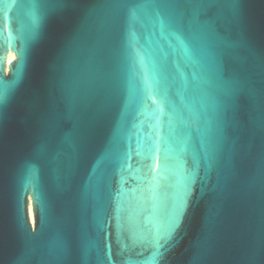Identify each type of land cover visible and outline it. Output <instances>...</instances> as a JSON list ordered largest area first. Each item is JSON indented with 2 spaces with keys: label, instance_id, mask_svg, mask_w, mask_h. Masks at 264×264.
<instances>
[{
  "label": "water",
  "instance_id": "water-1",
  "mask_svg": "<svg viewBox=\"0 0 264 264\" xmlns=\"http://www.w3.org/2000/svg\"><path fill=\"white\" fill-rule=\"evenodd\" d=\"M0 94V264L264 261V0H0Z\"/></svg>",
  "mask_w": 264,
  "mask_h": 264
},
{
  "label": "snow or ice",
  "instance_id": "snow-or-ice-1",
  "mask_svg": "<svg viewBox=\"0 0 264 264\" xmlns=\"http://www.w3.org/2000/svg\"><path fill=\"white\" fill-rule=\"evenodd\" d=\"M2 100H3V95L0 94V102H2ZM261 254L264 255V250H262ZM261 264H264V261H262Z\"/></svg>",
  "mask_w": 264,
  "mask_h": 264
},
{
  "label": "bare ground",
  "instance_id": "bare-ground-1",
  "mask_svg": "<svg viewBox=\"0 0 264 264\" xmlns=\"http://www.w3.org/2000/svg\"><path fill=\"white\" fill-rule=\"evenodd\" d=\"M13 57H14V56H13L12 53H9V54H8V60H11Z\"/></svg>",
  "mask_w": 264,
  "mask_h": 264
}]
</instances>
